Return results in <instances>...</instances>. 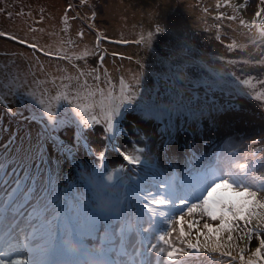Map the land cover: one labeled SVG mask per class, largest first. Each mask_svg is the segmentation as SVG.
Listing matches in <instances>:
<instances>
[{
    "label": "snow or ice",
    "instance_id": "snow-or-ice-1",
    "mask_svg": "<svg viewBox=\"0 0 264 264\" xmlns=\"http://www.w3.org/2000/svg\"><path fill=\"white\" fill-rule=\"evenodd\" d=\"M221 4L232 14L220 12L213 25L201 19L225 50L208 52L211 38L202 45L199 33L191 32L186 54L194 57V71L186 93L176 85L179 66L155 55L154 41L167 31L158 13L149 14L136 39L123 32L110 39L92 22L96 5L80 0L91 15L77 12L72 19L89 21L95 44L76 52L69 51L71 38L53 49L32 35L44 31L33 24L51 18L44 6H38V21L31 6L27 15L23 5L16 13L9 10L15 5L0 7V14L27 24L24 35L0 30V38L30 50L13 53L29 62L27 70L10 61L0 72V116L9 120L0 126L5 137L0 140V264H264V0L248 20L241 15L248 0H217L216 6ZM76 7L69 3L63 11L65 32L68 11ZM225 19L237 25L228 28L242 41L232 38L225 45ZM78 35L83 39V29ZM105 41L135 44L145 53H137L136 70L121 74L118 83L107 68L101 72ZM201 52L227 69L213 71L196 58ZM37 53L66 61L75 71L58 66L60 75L44 72ZM228 53L238 58H226ZM92 56L97 66L89 65ZM125 59L133 57L121 55ZM70 124L102 126L106 145L92 149L97 163L90 166L120 184L114 194L118 208L94 206L90 184L79 175L84 163L75 175H59V159L72 150L58 130ZM76 143H83L80 132ZM110 147L119 156L115 167L106 162Z\"/></svg>",
    "mask_w": 264,
    "mask_h": 264
},
{
    "label": "rangeland",
    "instance_id": "rangeland-1",
    "mask_svg": "<svg viewBox=\"0 0 264 264\" xmlns=\"http://www.w3.org/2000/svg\"><path fill=\"white\" fill-rule=\"evenodd\" d=\"M91 3L96 5L97 17L95 21L97 28L106 32L110 39H118L120 33L123 32L126 39L134 40L137 38L136 33L139 31V26L142 24L147 27L149 24V14L158 13L157 19L162 23L167 31L162 34H158L154 41V49L159 52L161 44L164 41L172 39L175 33H179L181 30H190L191 32H198V41L204 45L207 38H211L206 47L208 52L220 54L224 51V45H220L219 41L214 39L215 30L205 31V22L202 17H206L207 25H213L217 23L216 16L220 12H224L225 16L232 14V9L225 4H221L217 7V0H90ZM245 0H232L234 4H243ZM15 5V7L9 8L14 13L20 11L23 5V11L25 15L29 12L31 6L32 14L35 20H39L38 6H44L50 19L45 20L39 24H33L35 28H43V32H36L35 35L38 42L44 46H51L53 49L62 45L63 41L71 38L74 41V45L69 48V51H81L85 45L88 47H94V32L95 30L89 29V21L84 19H75L72 17L77 12L81 17L90 16L91 10L86 6H80V0H0V7L4 4ZM72 3L76 5L75 11H68V31H63L64 23L62 22L63 11L67 8V5ZM258 0H248V7L241 12V15L246 19H250L254 15L255 4ZM208 8V13H204L203 9ZM31 21H29L30 23ZM138 27L133 29V25ZM232 25V29H235L237 25L231 21L224 20L221 24V32L227 33V38L222 35V39L225 40V45L231 42L232 38H235L238 42L242 41V37L238 35V31H232L228 28V25ZM83 29L84 37L81 39L78 35L79 31ZM0 30L15 31L19 35H24L27 31V24L24 19L18 16H13V19H8L7 14H0ZM68 47L66 44L63 45ZM102 47L107 49L106 59L101 68H107L109 73L114 77L113 83H118L119 76L121 74L127 75L128 70H136L135 59L137 53L145 55V53L138 49L135 44L132 45H115L109 41H105ZM116 51L119 55L113 57L111 53ZM238 51V50H237ZM24 52L30 54V50L26 45H20L17 42L9 40L7 37L0 38V72L6 71L5 66L11 67L10 61H15L16 65H19L21 69L27 70L28 61L19 55H13V53ZM44 61V72H51L54 75H60L57 72V67H67L69 72L75 70L71 68L66 61H57L54 58H46L42 53H37ZM121 55L132 56L133 60L121 61ZM226 58H238L233 54L228 53ZM147 62L151 64V54L147 56ZM79 63L81 67L84 66L83 61H74ZM88 63L91 66H97L99 64L98 59L95 56L88 58ZM39 79H45V76L41 73H37ZM91 83L92 81L89 80ZM59 83V81H57ZM259 86V85H258ZM51 88V84L48 85ZM25 115H28L25 112ZM131 119V118H130ZM34 128H38L35 122H32ZM9 120L6 116H0V126L7 127ZM15 130V123L13 122L12 128ZM83 137V143L77 145V133ZM102 126H94L93 128L80 129L76 124L66 125L58 130V136L66 144L71 151V155L67 159H59V175L61 178H66L69 173L75 175V168L79 163L87 165H94L97 163V158L92 151L95 149L99 151L106 145V140L102 135ZM5 137L0 136V140H4ZM106 162L108 164H116L119 162V156L114 147H110L106 153ZM255 246L254 244L252 245Z\"/></svg>",
    "mask_w": 264,
    "mask_h": 264
},
{
    "label": "clouds",
    "instance_id": "clouds-1",
    "mask_svg": "<svg viewBox=\"0 0 264 264\" xmlns=\"http://www.w3.org/2000/svg\"><path fill=\"white\" fill-rule=\"evenodd\" d=\"M191 31L181 30L179 33H175L172 39L164 41L161 44L159 52L155 51V55L161 58V61H168L170 63L179 66V79L176 81L177 88L183 90L185 93L189 87V81L193 75L192 60L193 56L191 53L186 54V41H190ZM207 67L212 68L213 71H225L227 65L220 64L219 62L210 59L207 52H201L198 57ZM171 102V101H168ZM109 167H115L114 164H110ZM81 178L87 180L90 184L91 191L93 194V204L95 207L111 211L119 207L116 203L115 193L119 190L120 184L111 183L104 178L103 174L95 173L90 165L84 164V167L79 173ZM125 179L127 174L121 173ZM77 242L73 241L75 245Z\"/></svg>",
    "mask_w": 264,
    "mask_h": 264
},
{
    "label": "flooded vegetation",
    "instance_id": "flooded-vegetation-1",
    "mask_svg": "<svg viewBox=\"0 0 264 264\" xmlns=\"http://www.w3.org/2000/svg\"><path fill=\"white\" fill-rule=\"evenodd\" d=\"M256 75V73L254 74V76ZM262 78H264V77H262ZM255 82V81H254ZM257 89L259 90V86H257Z\"/></svg>",
    "mask_w": 264,
    "mask_h": 264
}]
</instances>
